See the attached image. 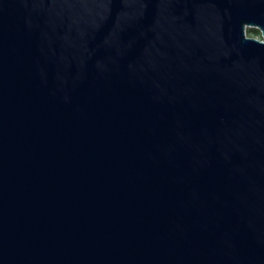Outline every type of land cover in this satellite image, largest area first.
Wrapping results in <instances>:
<instances>
[{
    "label": "water",
    "instance_id": "95a60500",
    "mask_svg": "<svg viewBox=\"0 0 264 264\" xmlns=\"http://www.w3.org/2000/svg\"><path fill=\"white\" fill-rule=\"evenodd\" d=\"M0 264H264V0H0Z\"/></svg>",
    "mask_w": 264,
    "mask_h": 264
},
{
    "label": "trees",
    "instance_id": "16d2710c",
    "mask_svg": "<svg viewBox=\"0 0 264 264\" xmlns=\"http://www.w3.org/2000/svg\"><path fill=\"white\" fill-rule=\"evenodd\" d=\"M247 33H251L253 36L261 37L260 30H258L256 27L248 26L246 28Z\"/></svg>",
    "mask_w": 264,
    "mask_h": 264
},
{
    "label": "rangeland",
    "instance_id": "374dc122",
    "mask_svg": "<svg viewBox=\"0 0 264 264\" xmlns=\"http://www.w3.org/2000/svg\"><path fill=\"white\" fill-rule=\"evenodd\" d=\"M247 34H249V35L253 36L251 33H247Z\"/></svg>",
    "mask_w": 264,
    "mask_h": 264
}]
</instances>
